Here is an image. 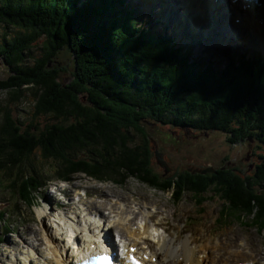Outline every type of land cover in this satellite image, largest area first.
Here are the masks:
<instances>
[{
	"label": "trees",
	"instance_id": "trees-1",
	"mask_svg": "<svg viewBox=\"0 0 264 264\" xmlns=\"http://www.w3.org/2000/svg\"><path fill=\"white\" fill-rule=\"evenodd\" d=\"M124 5L125 0H0V57L9 69L0 91L16 94L13 102L33 95L34 115L58 121L44 134L35 126L20 129L1 112L0 182L19 207L47 187L42 180L50 182L32 168L37 157L56 163L52 175L59 182L77 174L119 185L134 178L180 201L185 176L191 182L207 175L184 173L173 180L169 168L156 173L150 165L155 145L148 151L146 140L137 139H146L140 120L193 137L220 132L236 144L252 139L264 145V58L200 69L167 38L138 28ZM35 50L40 53L29 65ZM68 53L73 71L62 86L54 59ZM68 118L74 122L64 125ZM258 159L262 164L244 179L228 171L231 180L223 189L229 206L221 214L246 217L264 231V157Z\"/></svg>",
	"mask_w": 264,
	"mask_h": 264
},
{
	"label": "rangeland",
	"instance_id": "rangeland-1",
	"mask_svg": "<svg viewBox=\"0 0 264 264\" xmlns=\"http://www.w3.org/2000/svg\"><path fill=\"white\" fill-rule=\"evenodd\" d=\"M133 1H137L140 5H136ZM133 1L129 0L130 4H127V2L126 4L128 8L135 12L134 18L137 21L138 28L150 25L153 34H165L167 37L173 38L176 47H184L187 52L191 51L192 60L197 62L200 67L204 65L214 68L223 67L233 60L241 59L243 56H252L256 52H261L264 55L263 48L245 45L243 38L248 32L243 25L242 16L235 18V21L239 20L237 24L232 20L230 21L229 17L226 20L225 16V22L219 25L222 32L217 33L219 37L222 36L223 41L225 38L227 39V42L224 41V43L214 33L205 35L202 31L200 33L191 32V24L189 25V22L185 21L183 14L178 9L173 10L167 0L161 1L166 2L165 4L159 1L157 2L158 4L153 3L154 5L151 2H145V0ZM224 7L226 8V6ZM159 8H164V15L158 13ZM226 10L228 12L230 7H227ZM218 12L224 15L223 10H218ZM233 22L239 28L230 31V35L242 34L243 38L240 36L229 40L228 33H225V30L227 27L229 28V25L231 27ZM248 25L250 27L249 23L245 24V26ZM219 27L216 26L217 32L220 31L218 30ZM213 28L215 27L213 26ZM154 30H157V32ZM181 32H183L182 36H180ZM182 41L186 42L187 46L183 45L184 42ZM41 42L42 40H39L36 45H40ZM227 43H229V48H226ZM39 53L38 50L33 51V56L27 60L29 65ZM71 60V53H68L62 59H54L55 62L59 63L56 67L59 69L60 80L57 81L62 86L67 85L71 80L68 76L73 71ZM8 76L9 69L4 65L0 57V80ZM11 94L16 96L14 93ZM11 94L9 91H0V125L3 124L1 112L8 113L12 121L14 120L18 123L20 129L22 128L23 130L32 129L35 126L38 132L47 134L58 123L55 117L34 115L36 110L34 108L33 95L24 93L18 102H13L11 99L14 96ZM61 121H63L64 125L74 122L70 118ZM139 125L143 128L146 139L141 138L139 135L137 139L146 140L147 148L149 147L148 151H150L153 144L155 145L154 150L160 153V157L171 170V176L175 175L178 177L184 173L190 174L188 171L192 169L211 168L215 172L212 176L207 174L204 180L198 179V181L189 182L188 176H185V180L182 178L184 180L182 183H185L183 186L186 190L179 196L181 198L180 201L174 202L171 192L164 193L151 189L134 178H128L119 185L111 182L100 183L83 174H77L67 184L55 183L56 180L53 179L52 173L56 170V163L51 159L43 161L37 157L31 163L32 168L34 171L41 173L44 180H49L50 182L42 180L47 187L32 195L29 204L23 205V207L14 204L13 197L5 191L4 185L0 182V264H20L17 260L24 257L31 258L36 264H41L42 261H38L40 259L38 251L48 252L49 246L47 242L41 244L44 237L43 231L45 230L50 237L55 239L63 238L62 235L55 234L56 225L52 223V220L59 222L62 218L69 224L73 232L80 223L83 224L88 221L87 215L90 214L88 211L90 207L91 209L94 208L93 211L102 213L104 217L106 215L110 216L108 218L109 221L117 219V216L124 212H129L130 215L132 214L131 212H134L131 221V223L135 224L133 228L137 227L147 212H151L152 216L149 220L157 227L161 218H165L164 228H158L160 230L159 234L163 231L161 232V234L163 233L162 235L174 237L177 241H182L189 237L190 239L208 238L210 244L208 254L199 253V256L204 258L205 264H223L218 262V259L219 257L222 259L226 258V254L222 257L220 251L224 253L223 247L225 241L229 238H231L230 242H234V245L230 247V251L237 250L239 252L242 251L241 253L244 254L247 252L250 255L246 254L243 260L239 259V263L264 258V231H258L256 228L251 227L250 220L246 217L241 218L242 221H236L230 216L225 217L221 214L222 211H226L225 207L229 206L223 189V186L225 184L228 186L231 180L230 177H227L228 171L230 170L229 174H232L233 177L238 176L241 179H244V176H250L255 173L256 170H254L253 165L262 164V160L258 159V157H264V145L256 142L254 144L248 143V147L244 143L236 144L220 132L200 133L193 137L181 131H176L169 126L160 125L157 122L150 123L140 120ZM32 136H35V133ZM257 147L260 149L257 150ZM150 165L156 173L163 175V170L157 168L154 156L150 160ZM219 170L220 173L216 172ZM176 177L173 180L177 179ZM63 186H67L66 190H70L67 192V194H70V196H67L70 202L62 204L63 210H58L56 208L58 207L56 200L59 201V197L55 194L54 196L56 197L47 195L48 191L57 190ZM194 186L202 192L200 196L193 193L192 188ZM43 198L50 205H46L42 200ZM68 204L73 205V209L70 211L66 210ZM46 206L47 208L50 207L49 216L46 214ZM140 207L141 209H139ZM109 208L114 209L112 213H109ZM73 214H75L76 219ZM41 216H43V222ZM104 217L101 221L102 223L106 219ZM90 219V222L95 223L100 220V217L97 214L96 217L91 216ZM105 224L107 225V222ZM140 225L143 226V224H139L138 227H141ZM109 226L111 224H108ZM91 227L94 231L95 226ZM78 232L77 235H79ZM32 233H34V236ZM60 233H64V231ZM90 234L88 231H84L78 237L85 238ZM151 234L153 237H150V243L153 244L156 241V232H151ZM24 237L28 238L29 242H33V247L29 246L26 239L25 242L22 240ZM9 240H14V244H10ZM203 240L201 238L202 242ZM217 240L219 241L217 242ZM177 241L176 243L178 244ZM215 247L220 251H215ZM212 249H214L213 252ZM151 250L153 253L158 252L157 247H152Z\"/></svg>",
	"mask_w": 264,
	"mask_h": 264
},
{
	"label": "bare ground",
	"instance_id": "bare-ground-1",
	"mask_svg": "<svg viewBox=\"0 0 264 264\" xmlns=\"http://www.w3.org/2000/svg\"><path fill=\"white\" fill-rule=\"evenodd\" d=\"M155 1L161 2L164 0H152V1L145 0V2L157 3ZM167 1L171 2V0L170 1L167 0ZM222 3L226 4L227 1L225 0ZM175 4L177 6L176 9H178L183 14L185 21L187 23L189 22V25L191 24V27H192L191 32L196 31L195 33H200L201 31H198V30L201 27L202 29H205V35H210L211 33H214L215 36L219 37V34L217 35V33L222 32L219 25L225 22V16H226V20L229 17L230 21L231 20L234 21V18H231V17L236 18V16L238 17L240 15L239 7L237 5L230 6L231 14L227 12L225 14V11L221 8H220V11L223 10L224 15L221 14L220 12H218L219 14L217 12L214 13L215 4L212 3L211 0H176ZM242 13L244 14V17H242L243 25L246 28L248 33L245 36V38H243L242 34L241 35L240 34L230 35V25H229V28L227 27V29L225 30V33H228L229 40L232 39L233 37L241 36V38H243L245 41V45H253L255 47H261L264 50V5L261 8H257L256 6L251 5L249 10H246ZM213 22L218 23V27H219L218 30L220 31L217 32V28H213V24H212ZM234 22L231 25L232 26L231 29L237 30L239 26H236ZM246 23H249L250 27L249 25L245 26ZM183 32L180 33V36L183 35ZM219 38L222 40V36ZM224 41L227 42V39L225 38ZM224 41L222 40V42ZM201 44L204 45L203 43ZM228 44L229 43L226 44L227 45L226 48L228 47ZM72 204L71 205L68 204V206H66L68 207L66 210L70 211L71 209H73ZM93 209H91V207L90 209H88L90 213L87 215L88 221H86L83 224L80 223L73 232L69 224L65 222L62 218L59 220V222H55L54 220H52V223L56 225V228L54 230L55 234H60L62 235L63 238L55 239L54 237H50L49 234H47L46 231L44 230L43 231L44 237H43V241L41 242V244H43L44 242L48 243L49 245L48 252L44 251L45 252L44 253V252H41V250L38 251L40 254V259H38V261H42L41 264H71L72 258L78 257L79 254L78 252L74 253V250H75L74 247L73 249H71L70 247L71 246L76 247V245H78L79 243L81 244L80 248L84 245L87 249H90L93 252H97V250L108 252V249L106 247L100 246V244L99 246L96 245V242L99 239V235L103 233L102 228H104L105 226L104 224L105 222H107V225L111 224V226H109L108 228L110 227L114 228V235L112 234L111 237L116 236V235L119 236L120 235L119 232L123 234L125 237H122V238L126 243L129 242V246L136 247L137 253L139 255L141 256L144 255L149 258L146 261V264H204L205 260L203 257L199 256V253H203L206 255L208 254V250L210 249L208 238L201 237L204 239L203 242L201 241V238L190 239V237L182 241H177L176 238L174 237L164 236L162 235L163 233L161 234V232L159 234V230L157 228L165 224L164 223L165 218H161V221L159 220L160 222H158L159 224H157L158 225L157 227L154 225L153 222L149 220L152 216L151 212H147L145 216L143 215L144 219L139 222V224H143V226L140 225L142 227V230H141V227H138L139 224L137 225V227L133 228L135 224L131 223L134 212H131L132 213L131 215L129 212H124L120 214V216H117L118 217L117 219L109 221L108 218H110V216L106 215L107 217L106 216L104 217L102 213L95 212L93 211ZM139 209H141V207ZM113 210H114L113 208H109L108 211L109 213H112ZM97 214L99 215L100 220H98L95 223L90 222L89 220H91L90 219L91 216L96 217ZM73 215L75 217V214ZM103 217L106 218L104 223L101 222ZM91 226L93 227L95 226L94 231L91 229L92 228ZM61 231H64V233H60ZM84 231L85 232L88 231L89 233H91L90 235H87L85 237L88 240L78 237ZM77 232L79 233V235H77ZM151 232H156V237H155L156 241L153 242V244L150 243V237L151 236L153 237ZM34 233H37V232H34ZM34 233H32L33 236H34ZM52 235L54 236V234ZM25 239L27 240V243L29 244V246L33 247V242L32 241L29 242L28 238H25V237L22 240L25 242L26 241ZM230 240L231 238L225 241V244L223 247L224 253H221V251L216 247H215L216 248L215 251L219 250L222 257H224V254H226V258L222 259V262L224 264H240L239 263L240 261L238 260L239 259L243 260L244 256H246V254L247 255L249 254L247 252L244 254V253H241L242 251L239 252L237 250L230 251L231 250L230 247L234 245V242L231 241L232 242L231 243ZM176 241L178 242V244L176 243ZM218 241L219 240H217V242ZM9 242L10 244L12 243V245L14 244V240L12 241L9 240ZM137 244H139V246H137ZM152 247H157L158 252L153 253L150 249ZM147 251L149 252V254H147ZM213 251L214 249H212V252ZM178 257H181V259H179ZM153 258H156V260H154L155 263H153ZM219 259H221V257H219ZM17 261L20 264H36L35 262L31 260V258L29 259V257L28 258L24 257L22 259H18ZM247 264H264V258H262L261 260L259 259L255 261L249 260Z\"/></svg>",
	"mask_w": 264,
	"mask_h": 264
},
{
	"label": "water",
	"instance_id": "water-1",
	"mask_svg": "<svg viewBox=\"0 0 264 264\" xmlns=\"http://www.w3.org/2000/svg\"><path fill=\"white\" fill-rule=\"evenodd\" d=\"M153 156H154V160L157 164V167H160L163 172H168V167L165 163V161L162 159V157H160V153L157 151V150H154L153 152ZM190 174H199V175H207V174H213L215 171L211 168L209 169H202V170H199V169H194V170H189L188 171ZM176 176H172V178L174 179Z\"/></svg>",
	"mask_w": 264,
	"mask_h": 264
},
{
	"label": "flooded vegetation",
	"instance_id": "flooded-vegetation-1",
	"mask_svg": "<svg viewBox=\"0 0 264 264\" xmlns=\"http://www.w3.org/2000/svg\"><path fill=\"white\" fill-rule=\"evenodd\" d=\"M252 144H253V142H252ZM246 146L248 147V144H246ZM254 166V165H253Z\"/></svg>",
	"mask_w": 264,
	"mask_h": 264
}]
</instances>
